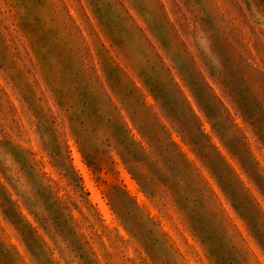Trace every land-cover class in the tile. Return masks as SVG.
<instances>
[{
    "label": "clouds",
    "instance_id": "1",
    "mask_svg": "<svg viewBox=\"0 0 264 264\" xmlns=\"http://www.w3.org/2000/svg\"><path fill=\"white\" fill-rule=\"evenodd\" d=\"M0 264H264V0H0Z\"/></svg>",
    "mask_w": 264,
    "mask_h": 264
},
{
    "label": "rangeland",
    "instance_id": "2",
    "mask_svg": "<svg viewBox=\"0 0 264 264\" xmlns=\"http://www.w3.org/2000/svg\"><path fill=\"white\" fill-rule=\"evenodd\" d=\"M245 103H247V101L245 100Z\"/></svg>",
    "mask_w": 264,
    "mask_h": 264
}]
</instances>
